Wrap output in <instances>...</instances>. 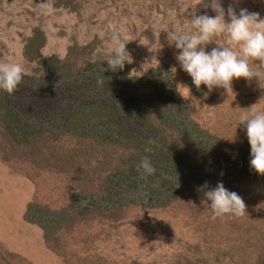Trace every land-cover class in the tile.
<instances>
[{
  "label": "rangeland",
  "instance_id": "374dc122",
  "mask_svg": "<svg viewBox=\"0 0 264 264\" xmlns=\"http://www.w3.org/2000/svg\"><path fill=\"white\" fill-rule=\"evenodd\" d=\"M209 4L210 0H0V63H19L23 67L22 89L28 88L33 81L41 86L52 85L67 97L70 94L78 95V99L68 100L69 105L76 107L77 104H84L83 99L89 96L90 89L107 93L103 83H96L95 77L93 79L86 73L85 68L88 64H95L89 67L94 75L111 77L107 60L113 55L112 35L116 32L126 42V52L130 54L125 63L129 67V78L144 77L151 70L153 78L164 83L169 94L174 91L188 105L189 115L202 128L219 129L220 126L216 124L223 117L231 116L232 109L228 111L227 107L233 100L237 103L239 117L244 109L251 111L253 105L258 111H264V82L259 84L255 79L251 82L241 79L242 82L236 86L237 91L233 88L230 95L225 91L221 94L208 91L206 98L211 101L216 99L213 105H221V110L212 108L213 105H204L188 94L177 72L181 65L177 60L180 51L170 37L172 33L183 34L189 30L194 16L214 17L216 13ZM221 4L225 12L231 6L237 15L241 9H246L264 19V0H221ZM225 20L227 22V15ZM34 29L43 38L42 45L36 51L38 60L29 59L23 54V46ZM225 39L213 38L205 50L210 52L213 47L224 46ZM47 57H55L61 63L56 80L40 79V60ZM253 67L264 71L258 67V62ZM69 87H72V91L68 90ZM99 96L96 93V97ZM102 99L109 102L108 97ZM133 129L140 137L151 138L135 124ZM25 162V159L12 157V169L1 162L2 167L16 177L14 182L8 179L0 184V191L3 186L9 189L12 186L15 194L14 200L1 199L7 203L6 208L2 207L4 215L15 217L21 207L22 212L18 223L15 219H8L7 227L2 226L6 238H0V255H4L3 252L17 255L22 258L18 264H50L49 261L51 264H63L61 258L45 246L39 227L23 217L25 206L33 196L39 203L51 208L64 201L63 184L57 175L50 172L34 173L30 170L34 177L33 185L22 175L27 166ZM129 180H133V177L127 179L116 174L112 178L117 194L111 201L123 199L121 204L124 205L116 221L88 222L78 229V236L68 234L62 237L64 246L74 251V257L86 264L251 263L247 245H242L245 236H236L238 230L230 228L225 221L220 225L219 218L214 220L203 206L199 207L202 197L189 198L184 193L187 190L182 192L183 187L178 186L174 190L177 193L173 191L174 195H170L172 192H165L162 195L165 200L156 201L157 198L151 197L141 187H130ZM169 195L171 199L166 198ZM101 204L105 206L107 202ZM85 205L89 206L87 199L79 201V207L84 208ZM34 233H39L41 245L47 251L45 254L36 253ZM14 246L32 254L23 257L13 253L10 250H15Z\"/></svg>",
  "mask_w": 264,
  "mask_h": 264
},
{
  "label": "trees",
  "instance_id": "16d2710c",
  "mask_svg": "<svg viewBox=\"0 0 264 264\" xmlns=\"http://www.w3.org/2000/svg\"><path fill=\"white\" fill-rule=\"evenodd\" d=\"M42 43L41 33L34 29L23 46L24 56L38 60L36 51ZM40 64V79H57L61 63L55 57L41 58ZM93 65L88 64L86 73L95 77L96 83H103L107 93L90 89L89 96L83 99L84 104L76 107L69 105L68 100H76L78 95L67 97L58 87L41 86L35 81L22 89L24 77L12 94L0 90V161L12 169V157L25 159L27 166L22 175L33 185L30 170L50 172L63 184L65 199L55 207L39 203L35 196L25 206L23 217L39 227L45 246L61 258L63 264H86L64 246L62 237L78 236V229L88 222L118 219L124 205L121 204L123 199L111 201L117 194L112 185L116 174L127 179L133 177L129 186L141 187L157 198L156 201L165 200L163 193L174 195L178 186L183 187L182 192L187 190L184 193L189 198L202 197L199 207L203 206L212 217L205 193L222 182L228 191L242 197L246 205L245 216L225 222L238 230L236 236H245L242 245H247L250 264H264V175L251 168L246 125L239 124L240 117L251 111L246 107L239 117L237 103L233 100L227 107L228 111L232 109L231 116L223 117L222 123H214L219 129L202 128L189 115L188 105L174 91L169 94L166 85L153 78L151 70L144 77L129 78V67L125 64L122 70L112 71L108 77L94 75L89 68ZM177 72L189 95L209 107L216 102V99L206 98L207 87L197 88L181 65ZM241 79L233 80L232 89L237 91ZM68 90L72 91V87ZM224 91L218 88L210 92L221 94ZM96 93L100 95L98 98ZM104 96L108 97V103L102 99ZM220 99L217 100L220 102ZM220 106L212 108L218 110ZM133 124L151 138L137 135ZM144 158L150 161L154 174L146 175L140 167ZM34 189L37 191L36 187ZM84 199L89 206L79 207V201ZM101 202L107 204L103 206ZM219 221L220 225L224 222ZM3 254L0 264L22 261L15 254Z\"/></svg>",
  "mask_w": 264,
  "mask_h": 264
},
{
  "label": "clouds",
  "instance_id": "9594fccd",
  "mask_svg": "<svg viewBox=\"0 0 264 264\" xmlns=\"http://www.w3.org/2000/svg\"><path fill=\"white\" fill-rule=\"evenodd\" d=\"M209 7L216 13L194 16L190 29L183 34L172 33L170 39L180 51L177 60L184 71L193 79L197 88L201 85L209 91L222 88L227 93L232 92L233 80L241 78L251 82H264V19L258 13H250L241 9L236 11L229 6L227 12L221 0H210ZM227 15V22L225 16ZM215 37H226L224 46L213 47L210 52L205 48ZM113 55L107 60L109 70H122L126 58V42L119 34L113 32ZM252 62V63H250ZM106 71V69H104ZM24 69L19 63H0V90L12 94L23 80ZM250 113L240 117V123L246 125L247 139L251 147V168L264 175V111H258L253 105ZM140 167L146 175L155 173L150 161L144 158ZM207 201L213 212V219L221 222L246 215V205L236 192L228 191L223 183H218L214 189L206 193Z\"/></svg>",
  "mask_w": 264,
  "mask_h": 264
},
{
  "label": "crops",
  "instance_id": "0c3cea01",
  "mask_svg": "<svg viewBox=\"0 0 264 264\" xmlns=\"http://www.w3.org/2000/svg\"><path fill=\"white\" fill-rule=\"evenodd\" d=\"M2 165L3 164L0 162V184L2 182H4L5 180H8V179H10L12 182H14L16 177L14 175L9 174L8 170L4 169V167H2ZM19 179H22V178H19ZM22 180H24V179H22ZM4 198H11V199L14 200L15 194H14V192H12V186L10 187V189H9L8 186H3L2 190L0 191V220H1L0 221V238L2 240L6 238V234L3 231L4 229H3L2 226L4 225V227H7L8 223H9L8 219L9 220H14L15 219L16 222L18 223V221H20V217L19 216H20V214L22 212V207L21 206L23 205V203H22V205L20 206L21 208L18 209L17 215L15 217L13 215H10L9 217H7L6 215H4L5 210L2 209L3 206L5 208L7 207V203H5V202L3 203L1 201V199H4ZM21 224H22V222H21ZM34 234L35 235L33 237H34V240H35V243H36L35 249L38 250L36 253H38V255L39 254H45L44 252H47V251L45 250L43 245H41L42 241H40L39 233H34ZM9 249L10 248L8 247V250ZM14 249L15 250L11 249L10 251L13 252V253H16L18 255H21L23 257H27L28 255L32 254L31 252H28V250H26V249L20 250V249H18L15 246H14ZM30 258H32V257L30 256ZM49 263L51 264L50 261H49Z\"/></svg>",
  "mask_w": 264,
  "mask_h": 264
}]
</instances>
